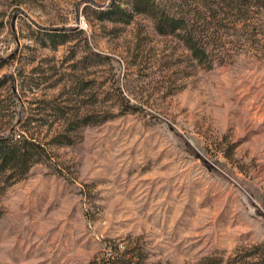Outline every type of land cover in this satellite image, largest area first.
Segmentation results:
<instances>
[{
    "label": "rangeland",
    "instance_id": "1",
    "mask_svg": "<svg viewBox=\"0 0 264 264\" xmlns=\"http://www.w3.org/2000/svg\"><path fill=\"white\" fill-rule=\"evenodd\" d=\"M196 1L204 60L131 0H0V137L44 147L0 169V264H260L264 0Z\"/></svg>",
    "mask_w": 264,
    "mask_h": 264
},
{
    "label": "trees",
    "instance_id": "2",
    "mask_svg": "<svg viewBox=\"0 0 264 264\" xmlns=\"http://www.w3.org/2000/svg\"><path fill=\"white\" fill-rule=\"evenodd\" d=\"M198 3L199 2L196 0H194V3L186 0V6L188 7L182 8L181 11L178 9L173 12L169 7L160 4L156 0H131L132 9L135 12L150 15L154 19L155 27L160 33L180 34L185 45L192 51L193 55L200 60H204L209 56L207 47L209 44L207 24H209L210 21L201 14L202 11L198 9ZM193 4H195L194 8ZM262 4L261 0H229V2H227L229 8H237L243 15L248 14L249 7L253 5L262 6ZM195 10L200 14L197 16L190 15ZM121 11H124V9L120 5L112 3L109 11L105 14L107 16H112V14H118ZM247 19L248 18L245 20ZM5 80V78H0V87L5 83ZM132 107L136 108L134 105ZM32 147L36 150L44 149L41 144L29 139L25 134H22L19 138H14L10 135L0 137V169L4 172H11L12 176L18 174V172H20V176L26 174L32 164L38 161V159L34 158L33 153H31L30 149H32ZM250 255L257 258L256 262L264 264V248L263 250L256 249V251ZM130 258L131 257H128L127 253L123 251L113 256L111 263L142 264L140 259L138 261H132ZM238 262H240V264H252L245 258L238 259ZM196 264H223V257L206 255Z\"/></svg>",
    "mask_w": 264,
    "mask_h": 264
},
{
    "label": "built area",
    "instance_id": "3",
    "mask_svg": "<svg viewBox=\"0 0 264 264\" xmlns=\"http://www.w3.org/2000/svg\"><path fill=\"white\" fill-rule=\"evenodd\" d=\"M109 255H110V252H109Z\"/></svg>",
    "mask_w": 264,
    "mask_h": 264
}]
</instances>
